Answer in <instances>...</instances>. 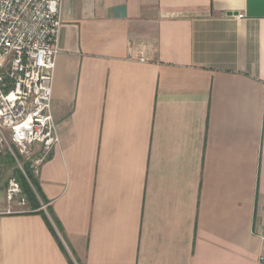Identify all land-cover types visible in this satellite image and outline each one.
<instances>
[{"label":"crops","instance_id":"obj_1","mask_svg":"<svg viewBox=\"0 0 264 264\" xmlns=\"http://www.w3.org/2000/svg\"><path fill=\"white\" fill-rule=\"evenodd\" d=\"M62 17L60 144L36 176L66 251L0 200V264H257L264 0H63Z\"/></svg>","mask_w":264,"mask_h":264},{"label":"built area","instance_id":"obj_2","mask_svg":"<svg viewBox=\"0 0 264 264\" xmlns=\"http://www.w3.org/2000/svg\"><path fill=\"white\" fill-rule=\"evenodd\" d=\"M62 7L63 0H0V156L13 146L35 157L36 173L60 144L52 101ZM6 198L25 204L14 177Z\"/></svg>","mask_w":264,"mask_h":264},{"label":"trees","instance_id":"obj_3","mask_svg":"<svg viewBox=\"0 0 264 264\" xmlns=\"http://www.w3.org/2000/svg\"><path fill=\"white\" fill-rule=\"evenodd\" d=\"M3 159H5V162L6 161L9 162V165L11 166L14 165L15 169L13 172V175H14L13 177L20 184L22 193L25 194L29 202V209L27 211L29 212L39 211L40 213H42V215L44 216L46 220L47 225L49 226V228L51 229V231L57 238L61 248L64 251H66L65 246L62 242V239L58 233V232H61V233L64 232L63 226L60 220L50 208H48L50 217L42 209H40L42 206L41 201L45 203L47 202V200L42 192L41 186L38 182V178L34 174L33 169L31 168L30 162H23V169H21L20 167L17 166L15 159L10 154L5 156V158L3 157ZM24 169L26 171L25 173L22 171ZM76 260L78 264H82L78 259ZM69 261L71 264H75V262L71 259L70 256H69Z\"/></svg>","mask_w":264,"mask_h":264},{"label":"rangeland","instance_id":"obj_4","mask_svg":"<svg viewBox=\"0 0 264 264\" xmlns=\"http://www.w3.org/2000/svg\"><path fill=\"white\" fill-rule=\"evenodd\" d=\"M12 150H8L7 152H5L2 156H0V200L1 201H5L8 205H9V209L12 210H16V209H21L23 207L26 206V208H29V202L27 201V197L25 196V194L23 193V197L25 198V202L27 203L26 205H19L18 200L14 203H10L8 202L7 198H6V189L8 187L9 184V180L14 176L13 172H14V165H9V162H5V159H3V157L5 158V156H7L8 154H10L16 161L17 166H19V164H22V167H20L21 169H23V162H30L31 168L34 171V174L36 175L35 172V168L33 167V160L35 157H27V156H22L18 150L11 146ZM4 161H3V160ZM20 162V163H19ZM19 163V164H18ZM24 173L26 172L25 169L22 170ZM20 200V199H19Z\"/></svg>","mask_w":264,"mask_h":264},{"label":"water","instance_id":"obj_5","mask_svg":"<svg viewBox=\"0 0 264 264\" xmlns=\"http://www.w3.org/2000/svg\"><path fill=\"white\" fill-rule=\"evenodd\" d=\"M228 14H232V13L229 12ZM234 14H237V13H234Z\"/></svg>","mask_w":264,"mask_h":264}]
</instances>
